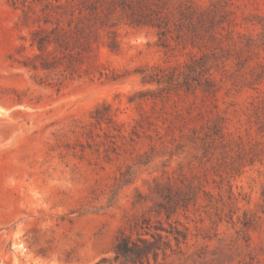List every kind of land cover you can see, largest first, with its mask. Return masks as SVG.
I'll list each match as a JSON object with an SVG mask.
<instances>
[{
    "label": "rangeland",
    "instance_id": "374dc122",
    "mask_svg": "<svg viewBox=\"0 0 264 264\" xmlns=\"http://www.w3.org/2000/svg\"><path fill=\"white\" fill-rule=\"evenodd\" d=\"M169 2L194 4L200 49L115 17L118 50L103 36L68 78L31 68L35 24L0 0V264H116L155 228L150 264H264V0ZM192 56L214 97L139 94L141 69Z\"/></svg>",
    "mask_w": 264,
    "mask_h": 264
},
{
    "label": "trees",
    "instance_id": "16d2710c",
    "mask_svg": "<svg viewBox=\"0 0 264 264\" xmlns=\"http://www.w3.org/2000/svg\"><path fill=\"white\" fill-rule=\"evenodd\" d=\"M170 0H11L14 7L21 6L23 19L32 20L35 28L31 31L30 48L35 50L33 59L35 71L56 72L63 69L68 78L79 75V69L92 56L94 47L102 43L112 51L118 50L113 18L124 19L132 26H150L156 29L158 44L168 49V37L177 45L200 49L203 35L197 25L202 21L194 4L182 3L176 7ZM38 7V11L36 8ZM34 16V18L32 16ZM200 27V26H199ZM173 39V38H172ZM216 66L194 56L182 66L171 69L154 66L141 69L140 82L143 86H155L156 90L139 92L155 100L171 94H195L200 90L204 95L214 97L219 86L213 80L211 70ZM97 123L111 121L110 106L103 103L93 111ZM150 230L136 239L121 235L113 249L116 264H150V258L157 259L161 249L158 233Z\"/></svg>",
    "mask_w": 264,
    "mask_h": 264
}]
</instances>
